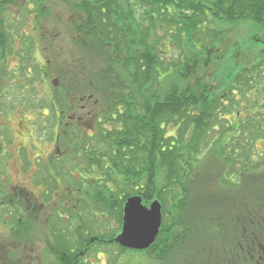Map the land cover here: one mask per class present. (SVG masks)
Instances as JSON below:
<instances>
[{"label": "trees", "instance_id": "obj_1", "mask_svg": "<svg viewBox=\"0 0 264 264\" xmlns=\"http://www.w3.org/2000/svg\"><path fill=\"white\" fill-rule=\"evenodd\" d=\"M15 2L0 0V62L6 68L13 50L3 13ZM71 4L80 54L67 69L58 57L52 69L42 65L39 81L50 86L49 94L39 96L38 110L39 119L59 127L52 136L67 160L43 165L40 159L36 178L51 186L72 174L65 173L68 167L82 171L96 214L115 218L119 226L105 238L91 236L83 225H72L73 231L53 225L56 264H85V247L106 251L115 245L126 252L115 239L132 196L162 205L159 235L144 251L151 260L167 263L192 238L191 251L201 263L254 264L262 256L264 264V0ZM218 22L251 23L252 37L263 44L256 60L237 54L231 38L215 58L220 65L215 80L198 73L201 53L189 60L183 47L178 62L163 67L161 41L182 46L185 34L192 47L200 42L199 51H210L213 41L222 40L211 27ZM239 54L242 65L227 76L225 69ZM1 209L11 213L2 223L13 227V207L2 201L0 215Z\"/></svg>", "mask_w": 264, "mask_h": 264}, {"label": "rangeland", "instance_id": "obj_2", "mask_svg": "<svg viewBox=\"0 0 264 264\" xmlns=\"http://www.w3.org/2000/svg\"><path fill=\"white\" fill-rule=\"evenodd\" d=\"M3 14L6 18L7 32L11 36L10 47L13 54H8L7 68L0 62L2 70L0 80L3 82L0 88V200L13 207L15 218L13 227L5 226L2 222L9 219L11 213L1 209L3 211L0 215V264H56V253L51 245L53 225L64 227L65 231V227L73 231L77 225H83L89 227L87 230L91 236L100 234L105 238L111 237L110 234L115 233L119 226L115 218L110 217L109 220V217H102L101 212L96 214L97 209L90 198V188L86 181L81 183L82 171L68 167L65 173L73 170L72 174L69 173L62 182L59 180L49 186L48 180L45 184L42 180L37 182L36 174L40 167L37 163H31L34 158L41 157L43 165L48 163L52 165V161L55 160L53 158L57 156L56 140L52 134H55L59 127L39 119L41 112L38 110L43 108L42 98L39 96L49 94L50 86L49 83L42 84L39 81L42 77L39 73L42 65L48 64L52 69L57 57L58 62L63 59L61 65L67 69L70 65L68 63L72 62L75 56H79V47L75 43L78 35L72 26L75 15L71 0H35L34 3L17 0L13 5L7 4ZM211 27L221 32L222 40L213 41L212 45L208 46L210 51H199L203 49L200 42L197 43V49L192 47L185 34L182 46L177 40V43L172 39L170 42L168 39L161 41L159 47L162 49L163 67L168 68L169 64L178 62L183 47L189 60L201 53L197 64L198 73L208 74L209 80H215V76H219L220 68L215 58L217 54L226 52L228 40L231 38L238 46L233 49L237 54L244 52L250 61L256 60L259 56L256 49H261L263 44L252 37L251 23L231 25L218 22L217 27L215 25ZM204 29L206 39L210 41L209 29L206 27ZM177 39L179 40L178 37ZM20 52L24 53V56H21ZM240 55L242 54L236 56V60H231L233 63L228 71L223 68L227 76L233 68L237 71L238 66L242 65L243 61L242 63L239 61ZM36 64L39 65V69L35 68ZM192 64L191 61L189 66ZM10 69H13L14 76L12 87ZM5 75L7 79L4 78ZM27 75L30 77L29 80ZM163 75L167 76V71ZM162 82L164 86L167 85L166 80ZM9 86L11 88L7 91L6 87ZM85 105L89 110L88 104ZM43 113L47 114V111ZM64 159L66 161L67 157L62 155L57 160L62 165ZM87 175L84 173V176ZM151 202L144 205L148 207ZM193 242L191 238L188 245L185 244L182 249L177 250L167 263L163 264L199 262V256H195L191 251L194 247ZM104 249L109 253V262L106 263L105 256L99 253L103 248L96 246L95 250L90 252L94 257L93 263L89 260L90 254L85 253L87 254L83 256L85 264H118L120 259L121 264H127L129 261L150 264L149 260H144V254L136 250L129 249L120 254V249L115 245H109ZM98 255L101 259H98Z\"/></svg>", "mask_w": 264, "mask_h": 264}, {"label": "water", "instance_id": "obj_3", "mask_svg": "<svg viewBox=\"0 0 264 264\" xmlns=\"http://www.w3.org/2000/svg\"><path fill=\"white\" fill-rule=\"evenodd\" d=\"M162 205L158 200L146 206L139 196L130 197L124 207V221L116 241L134 250L149 248L156 241L163 221Z\"/></svg>", "mask_w": 264, "mask_h": 264}, {"label": "flooded vegetation", "instance_id": "obj_4", "mask_svg": "<svg viewBox=\"0 0 264 264\" xmlns=\"http://www.w3.org/2000/svg\"><path fill=\"white\" fill-rule=\"evenodd\" d=\"M13 68V67H12ZM1 68H0V75H1ZM10 79H12V81H11V83H12V85H11V83H9L10 85H11V87L13 86V69H10ZM6 76L7 75H5V79H7L6 78ZM8 79H9V77H8ZM2 85H3V82H2V80H0V88L2 87ZM10 86L9 87H6V90L7 91H9L10 90V88H11ZM48 116V113L47 114H44V117H47ZM72 117L73 118H75V119H79V117H75V115H72ZM71 117V118H72ZM43 119V118H42ZM0 144H1V138H0ZM56 146H57V156L56 157H54L53 159H55V160H57V159H60V156H62L63 154H64V152H63V150H62V148H60L58 145H57V142H56ZM0 149H1V146H0ZM38 158H40L41 160H42V162H44L43 161V159L41 158V157H38ZM38 158H34L33 159V162L31 161V163L32 164H34V163H37L38 161H40V159H38ZM0 160H1V158H0ZM55 160L53 161V162H55ZM38 164V163H37ZM49 164V163H48ZM37 171V170H36ZM35 171V172H36ZM39 173V172H38ZM37 173V174H38ZM36 174V175H37ZM0 202H2V200H0ZM93 249H91L90 247H85L84 248V253H88V254H90V252L92 251ZM147 250V249H146ZM146 250H140L139 249V251L138 252H140V253H142V254H144L143 256H144V260H149V262H150V264H163V262L161 261V260H159V259H155V260H151L150 258H148V252H144V251H146ZM99 253H101L102 254V256H105V261H106V263L107 262H109V260H110V258H109V253L107 252V251H101V252H99ZM263 255H264V252H263ZM85 256H87V254H85ZM122 256H120V258H121ZM98 259H101V257H99V255H98ZM262 259V256H259V260H255L254 258H253V260H254V264H260V262L259 261H263V260H261ZM89 260L90 261H92V263H93V261H94V257H93V255H92V253L90 254V257H89ZM121 260V259H120ZM118 261V264H121L122 263V261ZM127 264H139L138 262H135V263H131L130 261H129V263H127ZM184 264H188V263H184ZM191 264H205L204 262L203 263H201L200 262V260H199V262H194V263H191ZM206 264H208V263H206ZM212 264H218V263H212ZM219 264H222V263H219ZM226 264H235V262H227ZM236 264H238V262L236 263Z\"/></svg>", "mask_w": 264, "mask_h": 264}]
</instances>
